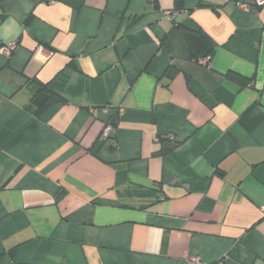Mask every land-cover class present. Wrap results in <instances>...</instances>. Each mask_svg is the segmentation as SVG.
<instances>
[{
  "label": "crops",
  "instance_id": "1",
  "mask_svg": "<svg viewBox=\"0 0 264 264\" xmlns=\"http://www.w3.org/2000/svg\"><path fill=\"white\" fill-rule=\"evenodd\" d=\"M12 42L0 264H264V4L0 0Z\"/></svg>",
  "mask_w": 264,
  "mask_h": 264
},
{
  "label": "built area",
  "instance_id": "2",
  "mask_svg": "<svg viewBox=\"0 0 264 264\" xmlns=\"http://www.w3.org/2000/svg\"><path fill=\"white\" fill-rule=\"evenodd\" d=\"M254 2H255L256 7H261L264 4V0H254ZM165 14L169 20H172L176 16L177 11L166 12ZM16 46L17 45L15 42H12L8 45H4L0 48V53L9 57L12 55L13 51L16 49ZM208 60L210 59L207 57L206 60H204V62L206 63L208 62ZM115 135H116L115 126L111 123H107L102 132L101 140H111L112 144L116 146L117 142H116ZM169 139L174 140L172 136L169 137ZM261 211L264 213V206L261 207ZM194 261H195V264H201L199 258H194Z\"/></svg>",
  "mask_w": 264,
  "mask_h": 264
},
{
  "label": "trees",
  "instance_id": "3",
  "mask_svg": "<svg viewBox=\"0 0 264 264\" xmlns=\"http://www.w3.org/2000/svg\"><path fill=\"white\" fill-rule=\"evenodd\" d=\"M139 19H140V17L137 18V20H139ZM227 77L229 78V80L233 81L234 83H237L241 87H244V86H246L248 84V80L245 79L244 77L238 75V74L229 73L227 75ZM60 102H63V99L60 96H58V95H56L54 93H50L49 96H48L47 101L43 105L49 106V105H52V104H55V103H60Z\"/></svg>",
  "mask_w": 264,
  "mask_h": 264
},
{
  "label": "water",
  "instance_id": "4",
  "mask_svg": "<svg viewBox=\"0 0 264 264\" xmlns=\"http://www.w3.org/2000/svg\"><path fill=\"white\" fill-rule=\"evenodd\" d=\"M48 99V95L46 93H42L40 94L39 96H37L35 98V100L33 101V103L36 105V106H42Z\"/></svg>",
  "mask_w": 264,
  "mask_h": 264
}]
</instances>
